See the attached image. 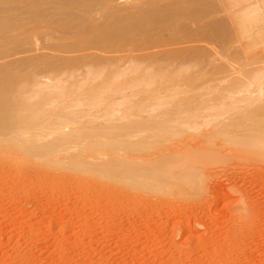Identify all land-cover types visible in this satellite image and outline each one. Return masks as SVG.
<instances>
[{"label": "rangeland", "instance_id": "1", "mask_svg": "<svg viewBox=\"0 0 264 264\" xmlns=\"http://www.w3.org/2000/svg\"><path fill=\"white\" fill-rule=\"evenodd\" d=\"M78 2L0 0V264H264V0Z\"/></svg>", "mask_w": 264, "mask_h": 264}, {"label": "bare ground", "instance_id": "2", "mask_svg": "<svg viewBox=\"0 0 264 264\" xmlns=\"http://www.w3.org/2000/svg\"><path fill=\"white\" fill-rule=\"evenodd\" d=\"M73 1H74V0H73ZM78 1H79V0H78ZM78 1L76 0V3H77ZM88 1H89V0H88ZM97 1H98V0H96V2H97ZM91 2H92V0H91ZM93 2H95V0H93ZM76 3H74V5H73V3H72V5L75 6ZM78 3H80V4L82 3L81 5L85 4V2H78ZM77 5H78V4H77ZM81 5H80V6H81ZM90 5H91V4H90ZM73 6H72V7H73ZM83 6H84V5H83ZM83 6H82V7H83ZM85 6L87 7V5H85ZM82 7H81V8H82ZM89 7L91 8L92 6H89ZM108 7H109V6H108ZM119 7H120V6H119ZM127 7H128V6H127ZM75 8L77 9V6H76ZM78 8H80V7L78 6ZM81 8H80V9H81ZM109 8H110V7H109ZM80 9H79V10H80ZM82 9H83V8H82ZM82 9H81V10H82ZM84 9H85V8H84ZM86 9H87V8H86ZM82 11H83V10H82ZM90 11H92V10H90ZM90 11H89V12H90ZM106 11H107V10H106ZM109 11H111V8H110ZM102 12L104 13V11H102ZM90 13H91V12H90ZM104 14H105V13H104ZM75 15H77V14H75ZM80 15H82V12H81ZM83 15L86 16V14H84V13H83ZM83 15H82V16H83ZM92 15H94L93 12L91 13V16L87 13L86 18H88V16L92 18V17H93ZM101 15H102V14H101ZM105 15H106V14H105ZM75 17H76V16H75ZM78 17L80 18L79 15H78ZM91 18H88V19H91ZM76 19H77V18H76ZM84 21H85V17H84ZM86 21H87V20H86ZM38 23H39V22H38ZM38 25H39V24H38ZM40 25H41V24H40ZM49 25H50V24H49ZM35 27H36V25H35ZM39 27H40V26H39ZM43 27H44V26H43ZM26 28H27V27H26ZM36 28H37V27H36ZM48 28H49V26H48ZM53 28H54V27H53ZM53 28H52V29H53ZM29 29H30V28H29ZM33 29H35V28H33ZM33 29H32V30H33ZM26 30H28V29H26ZM30 30H31V29H30ZM32 30H31V31H32ZM9 31H10V30H9ZM9 31H7V32L9 33ZM20 31H22V33H23L24 35L26 34V33H25L26 31H24V32H23V30H20ZM20 31H17V34H18V32H19V35H18L19 37H20V34L22 35V33H20ZM28 31H29V30H28ZM56 31H57V30H56ZM34 32H35V31H34ZM27 33H28V32H27ZM36 33H37V32H36ZM3 34H4V33H3ZM3 34H1V35H3ZM6 34H7V33H5V35H6ZM17 34H13V36H14V35L17 36ZM28 34H29V33H28ZM32 34H33V33H32ZM5 35H4L3 37H5ZM7 35H8V34H7ZM11 36H12V35H10V33H9V36H7V37H11ZM0 37L2 38V36H0ZM7 37H5V38H7ZM19 37H18V38H19ZM25 37H26V35H25ZM21 38H23V37H21ZM34 38H35V37H34ZM2 39H3V38H2ZM2 39H1V40H2ZM23 39H24V38H23ZM1 40H0V41H1ZM11 40L13 41V38H12ZM16 40H17V39H16ZM9 41H10V40H9ZM20 41H21V40H20ZM20 41H19V42H20ZM5 42H6V41H4V43H5ZM37 42H38V40H37ZM37 42H36V43H37ZM4 43H2V44H4ZM7 43H8V42H7ZM12 44H14V43H12ZM15 44H16V42H15ZM4 45H5V44H4ZM4 45H3V46L1 45V46H2V49H3V47L5 48L6 45H5V46H4ZM8 45H11V43L8 44ZM8 45H7V46H8ZM13 46H14V45H13ZM8 47H9V46H8ZM6 49H7V48H6ZM8 49H9V48H8ZM0 50H1V49H0ZM15 50H16V49H15ZM18 50H19V49H18ZM26 50H27V49H26ZM12 51H13V50H11L10 52H12ZM2 52H3V51H2ZM6 52H8V50H6ZM4 53H5V52H4ZM4 53H3V54H4ZM19 53H20V52H19ZM22 53H23V52H22ZM4 55H5V54H4ZM4 55H3V58H4ZM1 56H2V55H1ZM0 58H1V57H0ZM79 137H80V136H79ZM233 139H234V138H233ZM2 142H3V141H2ZM98 143H99V142H98ZM231 143H232V142H231ZM3 144H4V143H3ZM82 144H83V143H81L79 146H80V147L83 146ZM259 144H260V143H259ZM261 144H263V143H261ZM3 146H4V145H3ZM79 146H78V147H79ZM254 146L256 147V144H255ZM254 146H252V147H254ZM80 147H79V148H80ZM102 147H103V146H102ZM33 149H34V148H30L29 150H28V149H22L21 146H19V149H18V151H17V154H18L19 156H20V155H22V156H24V155L29 156V155H30V156H31V155H33V152H32V151H34ZM68 149H69V148H68ZM74 149H78V148H74ZM31 150H32V151H31ZM66 150H67V149H66ZM69 150H70V149H69ZM69 150L66 152L67 154L69 153ZM71 150H73V148H72ZM74 151H75V150H74ZM90 151H91V150H90ZM92 151H93V150H92ZM92 151H91V152H92ZM95 151H99V150H95ZM101 151H103V150H101ZM213 151H214V150H213ZM213 151H212V152H213ZM61 152H62V151H61ZM84 152H85V151H84ZM91 152H90V153H91ZM227 152H228V151H227ZM12 153H13V152H12ZM87 153H88V151H87ZM98 153H99V152H97L96 154H98ZM217 153H218V152H217ZM251 153H252V152H251ZM56 154H57V153H56ZM64 154H65V153H64ZM85 154H86V153H85ZM213 154H215V156H216V152H213ZM213 154H212V155H213ZM230 154H231V153H230ZM256 154H257V153H256ZM14 155H15V154H14ZM65 155H66V154H65ZM94 155H95V154H94ZM114 155H115V154H114ZM231 155H232V154H231ZM233 155H234V154H233ZM15 156H16V155H15ZM52 156H53V155H52ZM52 156H49V157H52ZM54 156H55V155H54ZM57 156H59V154H58ZM57 156H55V157L58 158ZM60 156H61V155H60ZM63 156H64V155H63ZM63 156H62V157H63ZM101 156H102V155H101ZM105 156H106V155H105ZM121 156H122V155H121ZM258 156H259V155H258ZM255 157H256V156H255ZM246 158H247V157H246ZM253 158H254V157H253ZM253 158H252V159H253ZM22 159H23V158H22ZM27 159H28V158H27ZM209 159H210V158H209ZM252 159H250V160H252ZM24 160H25V159H24ZM24 160H23V161H24ZM199 161H200V160H199ZM197 162H198V161H197ZM199 164H200V162H199ZM184 165H186V164H184ZM59 167H60V166H59ZM173 167H174V166H173ZM177 167H179V166H177ZM168 169H169V168H168ZM170 169H171V168H170Z\"/></svg>", "mask_w": 264, "mask_h": 264}, {"label": "clouds", "instance_id": "3", "mask_svg": "<svg viewBox=\"0 0 264 264\" xmlns=\"http://www.w3.org/2000/svg\"><path fill=\"white\" fill-rule=\"evenodd\" d=\"M230 191H232L234 195H242V194H239L238 189H230ZM197 226L200 227V225H197Z\"/></svg>", "mask_w": 264, "mask_h": 264}]
</instances>
